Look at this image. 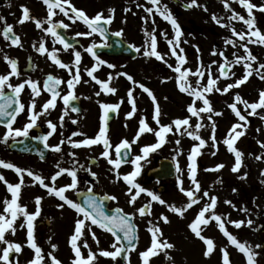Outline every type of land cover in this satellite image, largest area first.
Segmentation results:
<instances>
[{"label": "rangeland", "instance_id": "374dc122", "mask_svg": "<svg viewBox=\"0 0 264 264\" xmlns=\"http://www.w3.org/2000/svg\"><path fill=\"white\" fill-rule=\"evenodd\" d=\"M167 1V0H166ZM251 3L260 6L264 5V0H250ZM230 8L236 13L248 18L247 11L235 0H229ZM209 2H206V7ZM213 14L221 19V23L230 25L236 31H247V26L243 22L238 20H229L228 17L232 15V11L226 10L222 0H216L212 3L207 10L202 8H196L193 15L199 25L204 26V32H198L191 35L188 31L182 32L179 37V48H177L178 55H184L186 63L181 66L183 69H191L195 71L198 67H203L205 71L204 77L201 79V84L207 83L208 66L211 65V72L213 78L219 76L217 71L218 64L223 63V58L219 55H212L213 49L217 52L224 51L229 61H233L235 57L232 55L234 52L238 55H244V49L240 47H232L231 45H225L226 39L236 40L237 45L241 42L232 35V31L228 27H221L213 20ZM253 16L255 18V27L258 28L261 33H264V12L257 9L253 10ZM189 16H185L188 18ZM176 19V18H175ZM179 24L178 19H176ZM158 24V36H157V50L164 55L167 64H171L173 67L177 65V60L171 55L169 45L167 44L165 37L161 35L162 32L167 34L168 39H174L175 33L168 21H165L159 15L157 17ZM187 27V26H186ZM150 26L148 25L147 29ZM219 42V43H218ZM183 49V53H180V49ZM197 48L199 51H197ZM248 48L251 53L257 57L255 62H250L252 68H258L260 63H264V45L260 44H248ZM217 58V64H213L214 59ZM153 64V59L149 58L146 62V70L141 74H137L134 80L138 84H143L150 89L156 97V101L160 108V124L171 125L175 119L188 118L190 126H182L181 132L175 130L173 125V131L166 134V142L158 148L156 151L151 152L148 156L140 161L142 166L141 173L136 177L135 182L141 185L144 189H147L163 199L166 204L161 205L157 201H152L151 197L147 193H140L134 204L126 206L127 212H129L137 226L138 231V243L135 249L128 252L125 264H143L140 253L145 251L151 244V234L147 231L149 227V221L153 225L159 226L162 231L161 241H167L174 247L171 249H164L158 251L156 256L149 258V264H220V248H222V238L218 237L219 227L214 220H210L207 225H200L201 235L205 238H210L214 242V250L208 256H204V252L207 248L206 244L198 238L189 228V224L195 219L197 213L206 203H210L208 198L203 197V192L207 191L209 196L217 197L216 207L214 209L215 214H222V207L226 208L227 218L230 216V211H233L236 206V202L243 198V196H251L252 187L256 184L257 178L261 177L262 171H264V147L261 144L264 143V108L257 109L258 114L249 115L251 109L245 110V106L242 103L237 104L238 110L242 115L246 116L245 121H240L238 117L228 107L229 104L234 103V97L239 94L241 98L249 103L257 102L259 99V92L264 90V80L260 79V76L253 71V74L249 79L239 87H233L228 93H221L213 91L207 93L206 98L210 101L211 107L214 112H221L222 115L216 116L212 113H201L200 117H193L187 111L188 105L193 103L194 97L189 96L187 93L179 91L176 83V77L178 73L174 72L162 61L158 60V69L149 70ZM154 65V64H153ZM234 73V75H233ZM261 74H264V70H261ZM244 75L243 63L233 64L229 71L228 78H220L217 81V86L223 89L228 84H233L237 79L242 78ZM197 77L189 76V82H194ZM112 85V84H111ZM110 86V85H109ZM112 88H119V83L112 85ZM193 86L194 83H193ZM133 89V95L136 102V112L131 118L126 119V114L132 111V106L128 103V90ZM137 84L130 81L128 89L122 92L121 96H115V99L124 98L127 100L128 107H123L121 111L122 123L124 127H120L121 132L115 141L112 143V148L109 149L110 155L113 159L116 158L114 151L115 145L122 140L127 139L132 141L136 136L139 129V121L141 118H145L147 124L152 129H158V125L153 120L154 104L152 99L142 91H139ZM105 93L98 95L100 103H106L104 98L107 96ZM120 102L118 99L117 103ZM195 107L198 109L203 107V102L197 100ZM128 108L129 111H128ZM127 109V111H126ZM211 116V120L208 117ZM199 122L203 125L198 131V135L205 140L206 144L200 148V154L196 156V180L201 185V191L197 193L200 197L199 203L193 205L187 209L183 216L169 211V205H176L177 207H184L187 203V197L180 191L182 186L184 189H191L193 187L191 180L189 179L188 156L191 153V149L199 144V141L192 140L186 133L184 128L187 127L188 131H195V125ZM216 125L215 138L216 144L213 146V142L210 139L212 135V123ZM233 124H240L243 127L238 128L237 131H243L244 135L236 139L234 147L240 151L243 155L241 157V167L237 172H233L232 168L235 165V155L230 152L227 145L223 143V140L228 136L229 130ZM116 129L119 128V121L115 122ZM183 133V134H182ZM234 135V133H233ZM179 141V144L176 143ZM157 143V138L153 132L144 133L140 136L136 143L131 145V157L136 155H142L141 148L146 145ZM104 151L103 144H99V150L96 151L94 157L98 160V167H91V170L95 173V176L99 179L101 186H99L100 192L105 193H120L125 194L126 199H130L128 193L129 185L123 180V175L131 173L134 170V166L127 162L124 166H121L117 170H113V166L109 165L107 160L101 156ZM215 153V155H213ZM159 156L170 157L175 165L176 174L172 180L163 182L164 191L157 194L155 189L158 183H155L152 179L145 177V171L151 165L154 164L156 158ZM262 158L257 160L256 157ZM217 165H223L219 170L216 169ZM179 166V171H177ZM206 169H209L206 171ZM119 172L120 176L117 177L116 173ZM244 177V178H241ZM178 178L182 181V185H178ZM93 182V181H92ZM125 185L123 188L122 185ZM236 189V191H233ZM133 194L135 189L132 190ZM70 199L74 198L73 192L67 194ZM204 200V201H203ZM225 201H231V204L225 203ZM144 203L150 204L151 215L140 216L136 212V209L140 208ZM46 203L40 204V214L36 217L34 224V242L38 247L42 249L44 255V261L42 264H51L48 258V253L52 252L53 255L61 261V264H72V260L75 259L74 253L71 249L69 239L70 232L74 230V223L77 219V214L73 209L65 206L63 209L58 207L47 206ZM28 213H34L36 211V204L24 206ZM4 207H0V213H3ZM163 214L168 217L169 222L164 223L159 219ZM9 218H10V214ZM211 212L206 213V218H210ZM50 219V224L46 226L44 220ZM231 220H227V223H231ZM40 222V224H39ZM21 224H25L23 228ZM16 229L13 235L11 230L5 234V238L13 243L21 245V251H10L7 264H29V262L35 257L34 249L28 246L27 241V225L25 223L24 216L20 215L14 223ZM65 226L66 238L61 237L62 231ZM63 235V236H65ZM95 243L94 247L97 249V243L95 240H91ZM83 240L77 241L78 246L81 249L82 257L85 256V248L83 247ZM114 241H111L110 245ZM52 245H56V249L53 251ZM220 246V247H219ZM6 245L0 243V255H2V249ZM226 249L233 253L229 246ZM88 250V249H87ZM110 250L114 249L110 247ZM88 255V254H87ZM167 257H171L168 259ZM110 260H112L110 258ZM101 261L96 263V259L92 264H100ZM0 264H5L0 260Z\"/></svg>", "mask_w": 264, "mask_h": 264}, {"label": "snow or ice", "instance_id": "6c2138e0", "mask_svg": "<svg viewBox=\"0 0 264 264\" xmlns=\"http://www.w3.org/2000/svg\"><path fill=\"white\" fill-rule=\"evenodd\" d=\"M44 4L47 6V19L46 23L49 25L48 28L44 29V31L48 34H51L56 41H58L60 44L63 45L64 50H68L71 45L65 40L63 36H61L57 32V28H68L69 25L64 24L62 21L59 23H53V16L56 15L54 12V9H59L61 13H63L66 17H68L69 20H71L73 23H75L77 20L82 21L83 24L87 26V28L90 30L88 32H77L76 36H91L93 33H98L102 38H104L107 35V29L105 25H108L112 22V15H109L108 17H104L103 13H97L94 17H89L86 15V13L83 10L77 9L75 6L71 5L70 0H43ZM224 3V7L226 10L232 11V15L228 17V19L231 20H238L243 22L244 25L247 26V31H236L234 28H231L230 25H225L221 23V19L216 17L215 14H213V20L221 27H228L232 31V35L237 38L238 41L241 43L237 45L236 40L233 39H226L225 45H231L232 47H240L244 49V55H238L237 53H233L232 55L235 57L233 61H229L227 56L225 55L224 51L217 52L215 48L213 49L212 55H219L223 58V63L218 64L217 71L219 73V76L216 78H213L212 72H211V65L208 66V73H207V83L202 85L201 79L205 75V71L203 67H198L195 71H192L191 69H183L181 66L186 63V58L184 55H178L177 48H179V37L182 35V31L180 29V25L177 23L176 19L171 13V10L168 8L167 5H164L161 3V0H146V3L150 4L151 7H145L142 4H137V7L143 8L144 11L148 14V17H142L145 21L149 17L153 15V13L158 14L161 16L162 19L165 21H168L175 33L174 39H168L167 34L162 32L161 35L165 37V40L167 44L169 45L171 55L176 58L177 65L173 67L171 64H167V61L165 60L164 55L158 52L157 50V38L155 35V28L152 30L151 33L147 32L145 30V36L148 37V39L145 41V45L143 47V55L145 57H155L157 60L164 62L167 64L169 68H171L174 72L178 73L176 79L177 87L179 88V91L182 93H187L189 96L194 97L193 103L188 105L187 111L191 114L193 117H200L201 113H212L216 116L222 115L221 112H214L213 108L211 107L210 101L206 98L207 93H212L213 91L228 93L229 90L233 87H239L240 85L244 84L249 77L253 74V71H255L259 76L260 79L264 80V74H261V70H264V63H260L258 68L253 69L252 64L250 62H255L257 60V57L254 56L251 51L248 48V44H260L264 45V33H261V31L255 27V18L253 16V10L257 9L261 12H264V5L257 6L250 2V0H235V2L239 3L241 7H243L248 14V18L246 19L243 15H240L239 13H236L234 10L230 8L229 0H222ZM67 5V8L65 7ZM193 6L199 7L200 5L197 4V0H190V3L185 5L187 8H191ZM22 10V17L19 20V23H24L25 21H28L30 19L34 20L37 28H42V22L39 19H35L31 17L30 10L25 7L21 6ZM130 9H125V11H129ZM205 10H207L205 6ZM69 11L72 13V15H69ZM114 9H109V13H114ZM0 22H4V26L2 28V35L6 41H10L11 45L13 46H19L20 45V38L15 35L13 31V26L6 23L4 20V17L0 16ZM112 35H115L117 37L122 35V31H117L115 33H112ZM101 47L107 46L106 42L102 45H99ZM33 47L38 51L41 55H44L47 53L48 58L52 60L54 64L59 66L63 69H68L71 78L66 81L68 92L66 95L62 96L61 99L63 100V103L65 106L69 105V101L76 99L73 93V89L76 84L80 83L81 76L79 71V64L81 61V53L79 51H73L74 56V63L72 67L76 68V71L74 74L71 72V68L68 64L63 63L56 55L57 50L48 51V49L45 47V44L43 41L39 43L38 46L35 44ZM98 45L93 43L89 47L85 49L86 52H88L96 61V64L93 65L91 69L86 70L87 75L91 77L97 84L100 85L101 91L104 93H115V89L110 87V81H111V75L109 76L108 81H101L97 77L93 75L94 72L97 71V66L105 64L106 62L101 60L94 51L95 48H97ZM129 47H134L132 45H129ZM136 52H141V48L137 47L135 48ZM197 51L199 49L197 48ZM180 53H183V49H180ZM5 63L10 66V71L7 74H0V119H5V127L6 132L3 134V139L0 142L7 143L9 139L15 140L17 137H27L29 135V130L34 128L36 126L37 119L47 113V111L51 108H55L56 106V100L59 96V92L56 90L57 86L63 83L64 81L53 77L52 75H48L44 81V90L49 92L51 94V98L48 99L43 105L42 110L40 112H36V100L35 97L39 96L41 94V89L39 86V83L37 81H33L31 79L25 80L22 83H19L15 86L11 85L9 82V79L11 76H18V62L14 59L9 58L8 56H4ZM213 64H217V61H213ZM243 63L244 67V75L242 78L237 79L235 83L226 85L223 89L219 88L217 86V81L220 78L227 79L229 71L231 70V67L233 64H241ZM109 68L115 67L112 64L107 65ZM118 75L125 76L129 81H131L134 84H137V86L144 92L147 93V95L152 99L154 104V114H153V120L158 125V129H152L147 124L145 118H141L139 121V129L136 133V136L132 139V141H128L127 139L122 140L120 143L115 145L114 151L116 154V158L113 159L110 155L109 149L112 148V145L110 143V140L106 136V128L104 126V122L108 118V114L110 112H116L120 105L119 104H101L100 107L103 109V115L101 116V126L99 128L98 134L94 138H85L81 141H74L72 140V137L67 138V142L70 144L73 148H80V147H91L92 145H98L103 144L104 151L101 153V156L107 160L109 165L113 166V170H117L121 167V164L124 162H130L134 166V170L131 173L123 175V180L129 185L128 193L130 195L129 204H134L137 197L140 195V193H147L148 196L151 197L152 201H157L161 205L166 204V202L161 199L158 195L154 194L153 192L144 189L141 185L135 182V179L137 176L141 173V164L140 161L144 160L149 153L156 151L158 148H160L165 142H166V134L171 133L173 131V125L175 126V130L177 132H181L182 126H190V121L188 118L184 119H175L172 121L171 125H161L160 124V108L156 101V97L153 94V92L148 89L143 84H138L131 75L127 73H119ZM234 75V73H233ZM194 76L197 77V79L194 82H189L188 77ZM193 83L195 86H193ZM8 87L12 91V95L8 96L5 95L4 89L5 87ZM25 86L31 89L32 93V100L31 103L27 106V112H28V119L29 122L23 126V128H13V124L16 121L17 116L25 110V105L20 102L19 96L21 92L25 89ZM96 95H100V92H97ZM128 103L132 106V111L128 112L126 114V119L131 118L135 112H136V102L135 97L133 95V89H129L128 93ZM202 101L203 107L196 108L195 103L196 101ZM234 103L229 104L228 107L231 109V111L238 117L240 121H245L246 116L241 114V111L238 110L237 104L242 103L245 106V110L251 109V112L248 113L249 115L258 114L257 109L264 108V90H261L259 92V99L257 102L249 103L248 101H245L241 98L239 94H236L234 97ZM123 101H121L122 103ZM13 105L15 107L13 108ZM9 109H12L9 111ZM72 111H78L77 108L73 107ZM66 115V112L64 113ZM211 116L208 117L209 120H211ZM261 119H264V116L260 117ZM64 115H61L60 120L63 121ZM73 123H76V121H73ZM47 126L51 131L48 132L47 135L36 137V139H39L44 143L45 148H50L52 151L60 152L61 147L60 145H49L47 143L48 138L55 132L56 125L52 123L51 121H47ZM203 127V125L199 122L195 125V131H188L187 127L184 128V133H186L192 140L199 141V144L197 146H194L191 149V153L188 156L189 165H188V171H189V179L192 182L193 187L191 189H184L182 186L180 187V191L184 194L185 197H187V203L184 207H177L176 205H169L168 209L169 211L176 213L180 216H183L184 212L191 208L193 205L199 203L200 197L197 196V193L201 191V185L196 180V164L195 159L196 156L200 154V148L204 147L206 142L204 139L201 138L200 135H198L199 129ZM243 127L240 124H233L232 128L228 132V136L223 140V143L227 145V148L230 152L234 153L235 155V165L232 168L233 172H237L239 168L241 167V157L242 153L238 151L233 145L240 136L244 135L243 131H237L238 128ZM215 131H216V125L213 122L212 123V135L210 136V139L213 142V146L216 144V138H215ZM153 132L154 135L157 138V143H153L151 145H146L141 148L142 155H136L134 158L130 157V150L131 145L136 143L137 140L140 138V136L144 133ZM234 133V135H233ZM183 134V133H182ZM76 135H82V133L73 132L72 136ZM61 143H64V141H61ZM177 144H179V141H176ZM261 147H264V143L261 144ZM70 155H74V153H70ZM215 155V153H213ZM261 156H257L256 159H261ZM0 167H3L5 169H11L16 172L18 175L19 182L16 184H12L8 182L3 175H0V181H3L6 185L7 191L11 195V199L5 198L4 203V209L3 213H0V243L6 245L2 249V255H0V260L4 261L5 264H7V261L9 259V253L10 251L14 250L15 252L21 251V245L18 243H13L8 241L5 238V234L11 230L12 234H15L16 229L14 228V223L18 219L20 215L24 216L25 223L27 225V241L28 246L34 249L35 257L29 262V264H42L44 261V255L42 254V249L36 245L34 242V224L33 221H35L36 217L40 214V204L42 197H35V204L37 206L36 211L34 213H28L26 210V207L21 206L18 203V200L20 198V192L23 186V177L26 173L27 176L31 177L34 182H38L39 185L42 188H45L49 195H54L57 197L60 201L63 203L58 204L57 207L60 209H63L65 206L69 207L70 209H73L75 213L77 214V219L74 223V232L70 236L69 243L71 246V249L74 253L75 259L72 260V264H92V262L96 259V253H93L92 250L89 248V245L87 243V240L83 242V247L88 248V255L87 258L84 259L82 257L81 249L77 244V241L81 239V237L85 233V229L91 233L92 239L96 241L97 245L99 244V240L96 237L95 232L92 231V226L99 227L100 229L109 232L115 237V241L110 245L111 248H113V251L108 250H101L99 252V256H103L106 258H111L112 260H116L117 257L121 256L122 253H126L129 251V249H133L135 247L134 241L137 239L135 235V229L131 222V216L128 214H125L122 209H115V211L109 215L104 211L103 201L104 200H115L116 197L114 196H104L102 198H97L95 196H87L83 200V204L73 201L72 199L68 198L65 193L69 190H75L77 188V173L74 170H69L65 168H59V165L57 167L59 170L51 176L52 180V186L45 183V180L42 176L33 173L31 170L27 169H21L12 163L5 162L3 160H0ZM223 165H217L216 169L213 170H219L222 168ZM209 169H206V171ZM177 171H179V166H177ZM64 173H67L69 177H71V183L56 187L55 181L58 177L63 175ZM264 175V171L261 173ZM95 175V173H93ZM117 177L120 176L119 172L116 173ZM244 178V177H241ZM178 185H182V181L178 178ZM135 189V193L133 194L132 190ZM233 191H236V189H233ZM88 192L91 193L92 189L89 188ZM203 197L208 198L210 200V203H206L203 208L200 209V211L197 213L195 219L189 224V228L191 231L203 242L206 244L207 248L204 252V256L208 257L214 250V242L210 238H205L201 235L200 231V225H207L209 224L210 220L216 221L219 230L224 234L225 237H227L228 241L234 245L237 250L246 258V264H255V255L256 253L252 251L251 246L247 245L246 243L239 242L236 237L231 235L227 229L225 228V224L222 222V217L220 215L215 214L214 209L216 207L217 203V197L215 196H209V193L207 191L203 192ZM227 204H231V201H225ZM233 207H235L233 205ZM246 211V209H244ZM136 212L139 213L140 216L145 215H151L150 211V204H145L141 206L140 208L136 209ZM211 212L212 215L210 218H206L205 214ZM10 214V218L9 215ZM82 217V218H81ZM160 220H162L164 223H168V217L161 214L159 217ZM86 221H90V224H86ZM231 223L236 227L240 228L245 221H231ZM247 224L251 226L252 221L249 219L247 221ZM25 224H21L20 227L23 228ZM147 231L151 234V244L150 246L143 252L140 253L141 259L143 261V264H149V258L152 256H156L158 254V251H162L164 249H171L174 246L171 243H168L167 241H161L160 237L162 236V231L159 228V226L153 225L151 221H149V227L147 228ZM119 234H122L119 235ZM56 245H52L53 251L56 249ZM257 248L264 247V245H256ZM222 253V264H231L230 262V254L226 249H221ZM48 258L50 259L51 264H61V261L57 259L52 252H49ZM168 259H171V257H167Z\"/></svg>", "mask_w": 264, "mask_h": 264}, {"label": "flooded vegetation", "instance_id": "af4514ba", "mask_svg": "<svg viewBox=\"0 0 264 264\" xmlns=\"http://www.w3.org/2000/svg\"><path fill=\"white\" fill-rule=\"evenodd\" d=\"M209 2V7L216 0H197L199 7L193 6L191 8L185 7L190 0H161V3L167 5L171 10L174 18L178 19L180 29L182 32L185 30L189 34L194 35L198 32L201 34L204 32V26L197 23L195 14L196 8H202L205 10L204 4ZM71 5L75 6L79 10H83L87 16L94 17L97 13H103L104 17L112 15V22L105 25L107 29V35L102 38L98 33H93L91 36H76L77 32L90 31L82 21L77 20L73 23L68 19L59 9H54L56 15L53 16V23L63 22L69 25L68 28H57V32L65 38V40L71 45L68 50H64L62 44L55 40V38L44 31L49 25L45 22L47 19V6L43 0H0V16L4 17L7 24L13 26V31L16 36L20 38V45L13 46L10 41H6L2 35V28L4 22H0V74H7L10 71V66L5 63L4 56H8L18 62V76H11L9 82L15 86L25 80H33L39 83L41 94L35 97L36 100V112L42 110V105L51 98V94L44 90V81L50 74L55 78L62 81L57 86L56 90L59 92V96L56 100L55 108H51L44 115L37 119L36 126L29 130L27 137H17L15 140L9 139L7 143L0 142V160L12 163L13 165L21 168L31 170L33 173L42 176L46 184L52 186L51 176L54 175L59 168H65L74 170L77 173V188L75 190H69L65 193L75 195L78 191L88 190L99 193L100 195H108L116 197L115 200L109 199L107 203L108 208L117 207L122 209L124 213H128L126 206L129 205V200L126 199L125 194L117 193H105L100 192L99 186H101L99 179L93 175L91 167H98L97 164L92 165L91 159H96L94 154L99 150L98 145H92L91 147L73 148L67 142L68 137H72L74 141H81L87 138H94L101 126V116L103 115V109L101 104H119V109L113 113L112 120H106L104 126L106 128V136L110 140V143L118 142L121 138L115 141L121 132L120 127H124L122 123L121 111L123 107H128L127 100L124 98L115 99V96H121L122 92L128 89L130 81L125 77L118 75L119 73H127L134 78L137 74H141L146 70V62L149 58L153 59V64L150 67V71L158 69V60L155 57H145L143 55V47L148 37L145 36V30L151 33L155 28V35L157 38L158 14L153 13L151 17L145 21L142 17H148V14L143 8L137 7V4H142L145 7H151L146 3V0H70ZM21 6H25L30 10L31 17L39 19L42 22V28H37L34 20L30 19L24 23H19L22 17ZM67 8V5H65ZM206 7V8H207ZM109 9H114V13H109ZM125 9H130L125 11ZM243 10V7L241 8ZM69 15L72 13L69 11ZM185 16H189L185 18ZM221 18V17H220ZM148 25L150 26L147 29ZM187 26V27H186ZM117 31H122V35L117 37L112 35ZM43 41L48 51H56L57 57L65 64H68L71 68L72 74L75 73L76 68L72 67L74 63L73 51H79L81 53V61L79 64V71L81 80L76 84L73 93L76 99L70 100L69 105L65 106L62 96L68 92L66 81L71 78L69 70L63 69L57 66L48 58L47 53L41 55L33 47ZM106 42L107 46H99ZM95 43L98 45L94 49L96 55L105 64L98 65L97 71L93 73L95 77L101 81H108L111 75L110 87H113L114 82L119 83V88H114L116 91L114 94L105 93L107 97L104 98L106 103H100L97 92L101 91L100 85L95 82L91 77L87 75L86 70L91 69L96 61L94 58L85 51L87 47ZM219 43V42H218ZM132 45L134 47H129ZM141 48V52H136L135 48ZM217 58L214 59V61ZM112 64L115 67L109 68L107 65ZM153 71V70H152ZM112 84V85H111ZM139 91H142L139 89ZM5 95L11 96L12 91L7 86L4 89ZM143 92V91H142ZM20 102L26 107L16 118L13 124V128H23L25 124L29 122L27 106L31 103L32 93L31 89L25 86V89L19 96ZM121 101H123L121 103ZM15 105H13V108ZM75 107L78 111H72ZM130 108H128L129 111ZM12 109H9L11 111ZM127 111V109H126ZM127 111V112H128ZM66 112V115L64 114ZM61 115H64L63 121L60 120ZM126 116V115H125ZM119 121V128L116 129L115 122ZM47 121H51L56 125L55 132L48 138L47 143L49 145H60L61 151L55 152L50 148H45L44 143L36 137L47 135L51 129L47 126ZM76 121V123H73ZM6 132L5 119H0V141L3 139V134ZM73 132L82 133V135L72 136ZM64 141V143H61ZM74 153V155H70ZM157 159V158H156ZM156 163V160H155ZM154 163V164H155ZM126 163H122L124 166ZM153 164V165H154ZM59 165V168L57 167ZM0 175H3L5 179L16 184L19 182V177L15 171L11 169H5L0 167ZM23 186L20 192V198L18 203L21 206L35 205V197H42L41 203L48 204L47 206L57 207L58 204L63 203L54 195H49L45 188H42L38 182H34L33 179L27 174L23 177ZM93 181V182H92ZM168 180H164V182ZM71 183V177L64 173L55 181V186L61 187ZM155 183H157L155 181ZM123 188L127 187L123 184ZM251 196H243L236 202V206L233 211H230V216H226V208L222 207V222L225 224L227 231L236 237L241 243H246L251 246L253 252L256 253L254 259L255 264H264V247L257 248L256 245H264V175L257 178L256 184L251 188ZM11 199L10 193L7 191L6 185L3 181H0V207H4V199ZM76 201L75 199H72ZM204 201V200H203ZM77 202V201H76ZM246 209V211H244ZM82 218V217H81ZM231 221H245L240 227L236 228L232 223H227V220ZM252 221L251 226L247 224L248 220ZM230 221V222H231ZM40 224V222H39ZM86 224H90V221H86ZM92 231L95 232L96 237L99 240L98 248L94 247L95 243L92 240V235L85 229L84 235L81 237L83 241L87 240L89 248L93 253H96V263L101 261L100 264H125L120 263L119 260H110L103 256H99L101 250H110L111 241H115V237L109 232H106L99 227L92 226ZM74 231H71L72 235ZM65 226L62 231L61 237L66 238ZM65 235V236H63ZM218 237L222 238V248H220V257L222 256L221 249H226L229 246L233 253L230 254L231 264H246V258L243 253L239 252L237 248L232 245L227 237L219 230ZM220 247V246H219ZM88 248H85V256L88 254ZM222 264V258L221 262Z\"/></svg>", "mask_w": 264, "mask_h": 264}, {"label": "water", "instance_id": "95a60500", "mask_svg": "<svg viewBox=\"0 0 264 264\" xmlns=\"http://www.w3.org/2000/svg\"><path fill=\"white\" fill-rule=\"evenodd\" d=\"M148 175L153 176V177H158V178L172 177L173 176L172 166H171V164H170V162L168 160L160 159L159 160V166L157 168H153V169L149 170ZM87 196H95V197H97L99 199L98 195L94 194L92 192L91 193H89V192H80L79 194H77V199L79 200V202L81 204H83V200ZM103 206H104V211L107 214H109V215H111L115 211V209L107 211L106 210V205L103 204ZM134 229H135V227H134ZM119 235L122 236V234H119ZM135 235H136V232H135ZM135 243H136V240L134 241V244ZM124 254L125 253H122L120 257L123 258Z\"/></svg>", "mask_w": 264, "mask_h": 264}]
</instances>
